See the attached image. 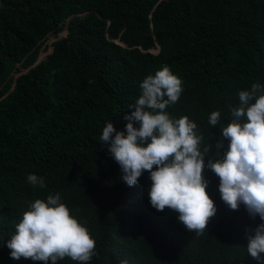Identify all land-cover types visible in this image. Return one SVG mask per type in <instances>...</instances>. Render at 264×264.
Listing matches in <instances>:
<instances>
[{
    "label": "trees",
    "instance_id": "16d2710c",
    "mask_svg": "<svg viewBox=\"0 0 264 264\" xmlns=\"http://www.w3.org/2000/svg\"><path fill=\"white\" fill-rule=\"evenodd\" d=\"M65 23L66 36L36 63L43 41ZM162 66L183 88L165 111L197 124L201 151L214 146L238 93L264 87V0H1L0 264H43L11 258L7 242L29 203L56 193L95 240L88 264H258L247 235L262 221L243 204L231 210L207 168L227 151L226 138L204 157L216 214L201 235L178 213L151 206L147 170L128 186L100 140L108 122L125 131L140 84ZM213 111L221 113L215 127ZM29 174L45 187L31 186Z\"/></svg>",
    "mask_w": 264,
    "mask_h": 264
},
{
    "label": "clouds",
    "instance_id": "9594fccd",
    "mask_svg": "<svg viewBox=\"0 0 264 264\" xmlns=\"http://www.w3.org/2000/svg\"><path fill=\"white\" fill-rule=\"evenodd\" d=\"M140 88L141 95L130 106L135 110L124 117L128 121L125 131H116L108 122L100 136L120 166L124 182L134 186L147 170L152 182L148 191L151 206L178 213V221L187 231L201 235L216 214L206 193L204 157L220 149L226 138L227 151L222 158L217 153L218 158L210 159L207 168L219 178L220 197L231 210L243 204L250 218L259 216L262 221L252 230L254 235H247L246 229V251L258 264H264V87L253 83L249 90L238 93L239 106L230 108L232 119L221 127L220 139L214 146L206 144L202 151L203 136L197 134V124L187 116L172 118L165 111L178 102L183 91L181 79L162 66L148 75ZM220 119V111H213L208 123L215 127ZM26 179L33 187H45L43 177L29 174ZM7 247L13 259L24 257L43 264H57L65 257L88 264L96 255L95 240L61 202L59 193L29 203Z\"/></svg>",
    "mask_w": 264,
    "mask_h": 264
},
{
    "label": "rangeland",
    "instance_id": "374dc122",
    "mask_svg": "<svg viewBox=\"0 0 264 264\" xmlns=\"http://www.w3.org/2000/svg\"><path fill=\"white\" fill-rule=\"evenodd\" d=\"M66 27H67V24L65 23L62 27V29L55 33V34H52L50 36H48L44 41H43V52L39 54L38 56V59H37V62L36 63H39V62H42V61H45L47 59V57L49 56V54L51 53L52 51V45L58 41L59 39L63 38L64 36H66ZM158 50V48H154L152 50H150L151 52L153 53H156Z\"/></svg>",
    "mask_w": 264,
    "mask_h": 264
},
{
    "label": "water",
    "instance_id": "95a60500",
    "mask_svg": "<svg viewBox=\"0 0 264 264\" xmlns=\"http://www.w3.org/2000/svg\"><path fill=\"white\" fill-rule=\"evenodd\" d=\"M0 7H1V0H0Z\"/></svg>",
    "mask_w": 264,
    "mask_h": 264
}]
</instances>
